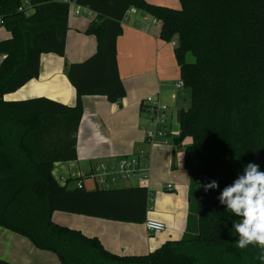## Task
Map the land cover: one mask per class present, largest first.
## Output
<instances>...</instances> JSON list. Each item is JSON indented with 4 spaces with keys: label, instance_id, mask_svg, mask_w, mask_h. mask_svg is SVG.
I'll use <instances>...</instances> for the list:
<instances>
[{
    "label": "trees",
    "instance_id": "1",
    "mask_svg": "<svg viewBox=\"0 0 264 264\" xmlns=\"http://www.w3.org/2000/svg\"><path fill=\"white\" fill-rule=\"evenodd\" d=\"M28 1L26 17L17 11L23 0H0V26L9 33L0 41V229L52 253L59 264H264L251 245L235 246V234L229 235L235 217L216 199L247 163L264 171V0H178V9L145 0H78L94 14L84 33L95 38L97 50L64 65L76 96L72 107L44 97L5 100L38 77L41 55L64 57L67 6ZM131 8L158 21L161 40L177 42L174 57L190 103L177 111L173 141L183 152L190 202L180 239L146 255L122 256L96 237L54 223L52 214L144 224L147 188H69L76 179L60 184L52 169L77 159L82 97L115 104L125 96L116 42ZM210 179L218 188L205 192Z\"/></svg>",
    "mask_w": 264,
    "mask_h": 264
},
{
    "label": "crops",
    "instance_id": "2",
    "mask_svg": "<svg viewBox=\"0 0 264 264\" xmlns=\"http://www.w3.org/2000/svg\"><path fill=\"white\" fill-rule=\"evenodd\" d=\"M145 1L174 9L179 7L178 0ZM87 18L89 17L85 15L78 18L69 17L64 57L54 54L41 55L38 77L6 96L5 100L20 101L44 97L70 107L74 106L75 91L66 77L64 65L83 62L97 50L95 38L84 33L92 20ZM159 34L160 24H152L149 15L134 8L128 10L126 20L122 24V35L116 42L118 74L125 89V96L115 104L107 102L101 96L82 97V119L76 136L77 159L54 164L52 169L60 184L62 180L76 179L87 174L93 166V160L119 158L143 150L145 141L141 129L143 117L140 102L145 97L154 96L160 103L168 106L171 119L173 110L176 117L178 110L188 108L189 91L175 87L180 77L174 47L171 43L161 40ZM8 38L9 33L2 28L0 41ZM2 59L0 56V63ZM188 142L189 140L185 139L181 146ZM176 153L182 155L183 166V152L180 149L175 150L174 145L167 160L171 171L175 174L179 171L180 177L184 175L185 186H174V191L176 188L179 192L175 196L167 194L171 200H166V211H157L156 208L153 210V207H150L146 215V221L153 220L164 224V232L152 234L146 231L144 224L84 218L59 212L52 214L53 222L62 227L79 230L88 237H96L106 250L122 256L146 255L165 241L175 240L177 234L182 237L190 201L188 199L183 203V200L186 201L189 197L188 175L186 171L184 174L181 172L183 170H180V166H175ZM149 164L151 166V157ZM150 182L151 177L149 184ZM164 188L165 186L162 187L163 190ZM159 191L160 189L157 190ZM8 232L0 229V239L8 237ZM9 237V249L15 247L16 252L8 253L0 247V259L12 264H59L52 253L39 251L30 244H25L17 234L13 233Z\"/></svg>",
    "mask_w": 264,
    "mask_h": 264
},
{
    "label": "built area",
    "instance_id": "3",
    "mask_svg": "<svg viewBox=\"0 0 264 264\" xmlns=\"http://www.w3.org/2000/svg\"><path fill=\"white\" fill-rule=\"evenodd\" d=\"M57 3L67 6L68 18H78L81 15L92 18L94 14L87 8L78 4V0H55ZM17 11L23 13L26 17L30 16L32 12L31 5L28 0H23ZM128 11L125 13L123 22L126 20ZM1 23V18H0ZM158 21L152 19V24H157ZM144 30L147 28L144 26ZM172 47L177 46L175 40L170 42ZM3 57V56H2ZM176 88H183V82L178 80ZM142 103L143 110L141 115L143 117L142 132L145 143H158L167 146L170 138L171 118L169 116L168 106L159 102L154 96L145 97ZM177 132L173 135L175 136ZM150 168L149 156L144 153H137L119 158H102L96 165L92 166L89 172L76 178L75 186L78 189H85V180L89 179L93 189L95 188H111L117 184H124L134 182L135 186H148ZM65 180H62V184ZM131 187V186H129ZM166 192H173L172 185H166L164 188ZM146 231L152 234H159L165 231V225L149 220L144 223Z\"/></svg>",
    "mask_w": 264,
    "mask_h": 264
},
{
    "label": "clouds",
    "instance_id": "4",
    "mask_svg": "<svg viewBox=\"0 0 264 264\" xmlns=\"http://www.w3.org/2000/svg\"><path fill=\"white\" fill-rule=\"evenodd\" d=\"M204 191H215L218 182L210 179ZM232 220L229 235L235 234V246L245 249L250 245L257 250V260L264 261V171L260 165L247 163L236 178L220 190L216 197Z\"/></svg>",
    "mask_w": 264,
    "mask_h": 264
},
{
    "label": "rangeland",
    "instance_id": "5",
    "mask_svg": "<svg viewBox=\"0 0 264 264\" xmlns=\"http://www.w3.org/2000/svg\"><path fill=\"white\" fill-rule=\"evenodd\" d=\"M178 8H176V9H178ZM81 16H83V15H81ZM87 19H89V18H87ZM1 29L2 28L0 27V30ZM187 62H189V63L194 62V58L192 57V55L187 56ZM171 124H172V126H171V130H170V138H169V143L167 146L161 145L158 143H154V144L144 143L145 145L143 147V150L140 151L141 153L148 154L149 157H151V166L149 164V168H150V175L149 176L151 177V182H150V184L148 182L147 191H148V195H149V205L151 207H153V210L156 208L157 211H163V210L166 211V208H165V205H167L166 202L171 200V199H169L171 197L167 196V194H171V195L175 196L177 193H179L178 191H176V188H175V191H173V192H166L162 189L163 186H166V185H172L173 187L177 186V185L179 187H182L183 185L185 186L184 175H181L182 177H180L181 173L179 171L176 174L173 171H171L170 163L167 160V158L170 156L171 149L174 145V141H173L174 136L173 135L176 133L177 128H178V123H177V120L175 117V111L174 110L172 111ZM98 161L93 160L91 163L94 166V165H96V163ZM174 164L176 167L180 166V170H183L181 172H183V174H184L185 170L183 169V166H182V155L180 153L174 154ZM151 170H152V172H151ZM150 177H149V181H150ZM74 181L75 180H71V182L68 185L69 188H73L75 186ZM85 181H86L85 182V190H92L93 187L91 186V182L89 181V179H87ZM129 186H131V187L135 186V183L134 182L124 183V184L119 183L116 186L111 187V188L117 189V188L129 187ZM158 189H160L159 192H157ZM179 191H181V190H179ZM184 191H185V187H184ZM188 199H189V197H187L186 201L183 200V203L184 202L186 203L188 201ZM166 200H168V201H166ZM62 214H64V213H62ZM66 215H68V214H66ZM82 217H84V216H82ZM84 218H87V217H84ZM6 234H8V235H6L8 237H6L5 239H0V247H2L3 250L7 251L8 253H10V252L15 253L16 252L15 247H11L9 249V247L11 245L9 244V240L7 239V238H10L9 236H11L13 233L8 232ZM180 238H181V234H177V238L175 240L180 239ZM22 240L25 242V244H28V245L30 244V242L27 239L22 238ZM7 244H9V245H7ZM30 246H31V244H30Z\"/></svg>",
    "mask_w": 264,
    "mask_h": 264
},
{
    "label": "water",
    "instance_id": "6",
    "mask_svg": "<svg viewBox=\"0 0 264 264\" xmlns=\"http://www.w3.org/2000/svg\"><path fill=\"white\" fill-rule=\"evenodd\" d=\"M190 201V200H189Z\"/></svg>",
    "mask_w": 264,
    "mask_h": 264
}]
</instances>
